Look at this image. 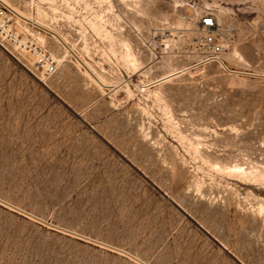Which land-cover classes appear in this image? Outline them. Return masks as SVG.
Returning a JSON list of instances; mask_svg holds the SVG:
<instances>
[{"label":"rangeland","instance_id":"374dc122","mask_svg":"<svg viewBox=\"0 0 264 264\" xmlns=\"http://www.w3.org/2000/svg\"><path fill=\"white\" fill-rule=\"evenodd\" d=\"M4 1L113 89L50 35L51 76L0 44V264H264V0H73L81 40L45 8L68 0ZM189 6L232 30L229 70L136 36Z\"/></svg>","mask_w":264,"mask_h":264},{"label":"built area","instance_id":"2783aa9c","mask_svg":"<svg viewBox=\"0 0 264 264\" xmlns=\"http://www.w3.org/2000/svg\"><path fill=\"white\" fill-rule=\"evenodd\" d=\"M72 1L68 0L67 4L61 3L60 7L55 8L45 5V8H50L54 20L59 19L63 26L74 30L78 26L74 21L75 6ZM189 7L193 9V16L183 14L182 19L192 23L194 30L154 29L153 32L149 33V38L142 37L138 31L135 32L136 36L144 42L146 48L154 55L155 60L166 56L182 57L190 51L197 56L198 65L216 63L221 65L223 69L229 70L225 65L224 56L229 50L227 40L232 30L221 26L214 13L202 10L197 14L193 6ZM192 31L197 35L193 43L188 45L187 34ZM36 32L52 36L66 50L60 40L63 37L62 35L59 36V33L44 30L33 21L25 20L10 3L0 0V44L9 45L21 54H29L33 57L37 68H40L45 76H51L58 69V60L45 46L40 44ZM75 32L78 40H81V33L79 31ZM90 33L94 39L100 40L92 31ZM68 45L71 46L69 43ZM147 87H143L142 91H146Z\"/></svg>","mask_w":264,"mask_h":264},{"label":"bare ground","instance_id":"6f19581e","mask_svg":"<svg viewBox=\"0 0 264 264\" xmlns=\"http://www.w3.org/2000/svg\"><path fill=\"white\" fill-rule=\"evenodd\" d=\"M109 2H112L113 0H108ZM126 1V0H125ZM102 2V1H101ZM122 2V1H121ZM18 12V14L22 17V18H24L25 20H29V21H33L37 26H39V27H41V28H43L44 30H47V31H53L50 27H48V26H45V25H43V23H39V22H37V21H34V20H32L31 18H28V17H26V16H24L21 12H19V11H17ZM135 28H136V26H135ZM59 35V34H58ZM59 36H61V35H59ZM58 37V36H57ZM38 39V41L39 42H41L40 41V37H38L37 38ZM41 40H43V39H41ZM61 42H62V44L65 46V48H66V51H67V53L68 54H70V55H72L73 57H74V59L75 60H77V62H78V64H80V65H82V67H84L85 68V70L90 74V76H91V78H93V80L99 85V86H101V87H106V88H109L110 90H112L113 88V86H107L104 82H106V81H103L100 77H98L96 74H94L92 71H91V69H90V67H89V65H88V63H87V61H84L83 59H81V57L79 56L78 57V55L75 53V51L73 50L74 48H72V46H69L68 45V41H66V39H64L63 37H61ZM42 43V42H41ZM66 56L67 55H65V56H63V58H66ZM233 57H240L239 55H238V53L237 52H234V54H233ZM132 58V61L134 62L136 59V57L134 58V57H131ZM240 59L242 60V58L240 57ZM62 60H64V59H62ZM61 59H58V62L60 63L61 61H62ZM139 61V60H138ZM135 64V63H134ZM168 65V64H167ZM92 68V67H91ZM145 68H147V66L145 67ZM148 68H150V67H148ZM192 67H182L180 70H175V72H170L171 74H169V75H167V76H165V77H163V78H161L160 79V81H166V80H168L169 78H172L173 76H175V75H177V74H179V73H184L185 71H187L188 72V70H190ZM173 71V70H172ZM263 76H264V74H263ZM157 82V81H156ZM109 85V84H108Z\"/></svg>","mask_w":264,"mask_h":264}]
</instances>
